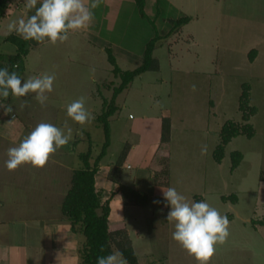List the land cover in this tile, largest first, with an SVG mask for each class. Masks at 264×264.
<instances>
[{
	"label": "rangeland",
	"instance_id": "obj_1",
	"mask_svg": "<svg viewBox=\"0 0 264 264\" xmlns=\"http://www.w3.org/2000/svg\"><path fill=\"white\" fill-rule=\"evenodd\" d=\"M21 1L24 2L12 0L8 8L20 5ZM144 3L142 16L135 0H101L94 9L92 32L96 35L87 37L96 44H100L99 37L110 42L112 46L103 47L112 48L122 71L140 66L146 45L158 38L153 57L160 60L161 69L145 72L126 87L130 89L127 108L122 104L127 92L117 95L121 117L109 123L110 147L104 160L114 161L129 142L136 148L130 172L145 171L147 166L138 167L140 162L145 164V149L139 135L130 133L131 125L147 120L154 123L150 117L166 111L172 126L171 142L162 146L169 149V156H158L157 169L150 168L155 180L150 176L147 182L139 179L137 192L141 193L140 199L147 198L146 203L135 215L126 212L125 223L120 226L123 236L118 239L130 241L138 264H197L172 239L174 225L166 219L169 207L162 195V189L171 186L190 201L206 200L230 222L227 240L216 246L208 264H264V225L260 224L264 220V181L260 180L264 178V0ZM184 17L188 22L173 30ZM12 22L4 18L0 23L2 56L16 53V47L5 41L8 35L22 38L9 32ZM76 41L40 44L29 40L21 77L54 74L53 91L47 94L44 104L34 99L35 94L10 95L6 105L13 110L5 112V102L0 100V117L10 126L7 130L11 135L16 134L13 126L21 129L22 139L30 132L26 131L28 126L41 122L70 127L73 141L60 148L66 154L62 157L73 168L83 169L84 162L75 155L85 153L84 146L90 147L92 157L99 155L105 134L98 116L106 110L103 103L111 101L121 79L112 72L106 51L100 46L89 50L90 47L84 48L85 41ZM252 50L253 61L249 56ZM81 97L90 114V121L83 126L65 115L67 106ZM230 122L240 129L249 125L253 136L248 138L247 132H242L232 138L218 162L216 151L222 143L221 131ZM85 136L90 141L84 144L79 139ZM151 136L148 134L147 139ZM204 146L206 152L201 151ZM234 152L241 154L236 168L232 162ZM116 226L111 224L112 228ZM76 235L81 242L83 237ZM112 249L118 248L112 245Z\"/></svg>",
	"mask_w": 264,
	"mask_h": 264
},
{
	"label": "crops",
	"instance_id": "obj_2",
	"mask_svg": "<svg viewBox=\"0 0 264 264\" xmlns=\"http://www.w3.org/2000/svg\"><path fill=\"white\" fill-rule=\"evenodd\" d=\"M22 6H24L23 1L15 7L11 6L8 8L7 6V15L2 19L8 18L15 21L25 14L30 15L33 12V10H27L25 6ZM93 29L94 25H91L87 31L71 33L66 41H85L84 48L88 49L90 47L91 49L89 48V50H94L97 46H100V49L102 48L106 51L107 47L105 46L104 48L103 45L112 46L110 42L97 37L100 44H96L87 38L93 36L92 34L96 35L92 32ZM108 48L111 49V53L114 56L112 48ZM154 58L159 62L158 71H160V60L157 57ZM129 91L130 89H125L121 92H127L122 101L124 106L130 103ZM1 102L2 104L5 102L3 105L8 107L6 99L1 100ZM115 106L117 110L108 119L109 123L121 117L120 106L116 103V98ZM127 106L125 107L127 108ZM150 118L154 119V123H151L152 125L149 120L141 121L131 125V130H129L130 133L139 135L140 145L145 149V164L140 162L138 165L140 168L147 166L145 171L143 169L138 171L137 169L135 173L130 172L133 169L130 166L131 158L132 154L136 152V148L129 142H126L125 157L119 162L118 159L122 151L114 161L106 162L104 160L105 155L98 163L95 187L101 191L102 201L109 200L108 227L110 231L122 228L120 226L125 223L127 211L131 215H135L137 210L140 211L142 209V206L127 205L132 203L126 204L123 201L120 188L127 187L139 191V179L146 182L150 181L149 176L152 178L153 172L150 174L149 170L156 166L157 157L169 156V149L166 147L162 149L163 144H160L162 119L169 118V115L166 111H163L161 114H155ZM7 124L3 123V118L0 117V264H23V262L26 264H78L80 242H78L77 235L71 231L67 218L62 214L61 206L71 187L72 175L74 171L79 169L73 168L69 164V160L63 159L62 156H66V154L58 149L50 155L48 162L43 168L36 169L29 165H21L15 170H7L5 167L7 149L18 145L22 140L21 129L13 126V133L15 132L16 134L11 135V132L7 130L10 126L8 127ZM148 126H151V128H148ZM33 128L28 126L26 131L27 129L31 131ZM148 134L152 135L149 140L147 139ZM70 141L73 140L71 139ZM79 141L85 144L86 141H90V138L85 136ZM89 148L84 146V151H88ZM151 148L153 149L152 153H149ZM81 153L83 152H79V154ZM79 154L76 153L75 156L78 157ZM96 157L91 155L89 160L91 166L95 164ZM139 161L140 158L137 163ZM152 183L155 185V182ZM261 184L262 186L264 185L263 182ZM112 223L117 226L112 228ZM128 233L131 236L130 232Z\"/></svg>",
	"mask_w": 264,
	"mask_h": 264
},
{
	"label": "clouds",
	"instance_id": "obj_3",
	"mask_svg": "<svg viewBox=\"0 0 264 264\" xmlns=\"http://www.w3.org/2000/svg\"><path fill=\"white\" fill-rule=\"evenodd\" d=\"M100 2L101 0H24L25 8L34 9V12L10 23L8 30L10 33L16 32L24 40L40 44L64 42L71 33L90 29L94 22V9ZM54 81V74L44 73L23 79L16 71L0 67V100L10 95L24 97L35 94L34 99L44 104L48 99L47 94L53 91ZM195 87L192 86L193 90ZM12 110L11 106L4 107L5 112ZM65 115L81 126L90 121L83 97L72 101L67 106ZM71 139L70 127L41 122L18 145L7 149L5 167L9 171L21 165L43 168L50 155ZM201 151L206 152L207 146L202 147ZM162 195L169 207L166 219L174 225L173 241L192 256L197 264H208L216 246L223 244L230 234L227 216L221 215L206 200L190 201L175 187L162 189ZM103 251L102 247L101 252ZM95 264H128V261L119 249H114L106 255L97 256Z\"/></svg>",
	"mask_w": 264,
	"mask_h": 264
},
{
	"label": "trees",
	"instance_id": "obj_4",
	"mask_svg": "<svg viewBox=\"0 0 264 264\" xmlns=\"http://www.w3.org/2000/svg\"><path fill=\"white\" fill-rule=\"evenodd\" d=\"M9 2L10 0H0V21L5 15ZM135 3L143 16L145 5L144 0H135ZM188 20L189 19L186 17L180 19L173 27V30L186 24ZM157 40L158 38L156 37L146 45L141 65L132 71L120 70V68L116 65V61L111 53V50L106 48L108 62L113 66L112 72L120 77L121 83L119 87L114 89L111 101L108 104H106V102L103 103L106 110L103 111L102 115L98 116V121L104 130L105 141L99 155L95 159V164L93 166L89 164V160L91 158L90 148L85 153L79 154V158L84 162L85 166L83 169L74 171L71 179V187L68 190L61 206L62 214L67 218L71 231L83 237V240L80 242L78 248V264H95L97 256L106 255L113 251L112 245H115L123 253L124 257L128 261V264H138L137 257L130 241L126 239L122 242L118 239V237L120 238L123 236V232L121 230H109V200L102 201V193L95 187V175L98 170V163L106 155L107 149L110 145L108 119L117 110V107L115 106V98L123 90H125L136 77L148 71L156 72L159 70V62L153 57V51L156 47L155 42ZM5 41L16 47V53L9 56L0 55V67H7L10 71H16L21 76L24 72L23 59L28 54L29 40H24L17 35L10 34L5 38ZM254 55L255 51H250L249 56L251 61L255 58ZM242 96L243 106L245 107L247 103L246 90L243 91ZM243 106L241 108H243ZM242 132H247L248 138L253 136L252 129L249 125L243 126L241 129L231 122L228 123V125H224L221 131L222 143L218 146L216 151L218 162L222 159L224 146L227 145L232 138L240 135ZM170 134V119L163 118L161 124L160 144H168L170 142ZM125 154L126 151H122L118 162L125 157ZM240 159V153H232L234 168L239 165ZM155 164V168L157 169V161ZM152 178H154V180L156 179L155 173L152 175ZM260 180L264 181V178L261 177ZM120 192L122 193L125 203H134L138 206H144L146 203L147 198L145 196H141L140 199L141 193L133 189L121 187ZM232 198L235 199L233 195ZM98 211H100V213H98ZM260 224L264 225V220L261 221ZM102 247L104 249L103 252H101Z\"/></svg>",
	"mask_w": 264,
	"mask_h": 264
}]
</instances>
